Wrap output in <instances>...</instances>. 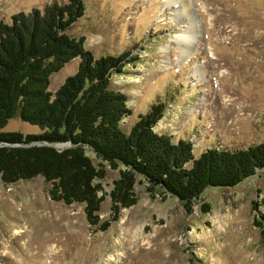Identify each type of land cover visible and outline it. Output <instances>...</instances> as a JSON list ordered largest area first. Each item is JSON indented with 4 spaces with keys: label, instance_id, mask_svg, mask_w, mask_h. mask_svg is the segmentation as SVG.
Listing matches in <instances>:
<instances>
[{
    "label": "rangeland",
    "instance_id": "obj_1",
    "mask_svg": "<svg viewBox=\"0 0 264 264\" xmlns=\"http://www.w3.org/2000/svg\"><path fill=\"white\" fill-rule=\"evenodd\" d=\"M66 1L0 0V22ZM83 1L85 14L68 35L84 36L95 58L125 51L138 58L110 80L132 110L124 130L163 102L155 132L191 142L194 157L264 143V0ZM188 35L184 54L179 37ZM78 64L76 58L51 75L48 90ZM2 131L40 133L17 118ZM117 178L106 168L95 182L105 195L100 223L110 222L104 232L87 223L83 205L51 201L41 177L0 180V264H264V170L232 189L205 192L190 213L137 183L136 204L110 221Z\"/></svg>",
    "mask_w": 264,
    "mask_h": 264
},
{
    "label": "trees",
    "instance_id": "obj_2",
    "mask_svg": "<svg viewBox=\"0 0 264 264\" xmlns=\"http://www.w3.org/2000/svg\"><path fill=\"white\" fill-rule=\"evenodd\" d=\"M83 0L52 2L17 12L0 22V180L5 185L41 177L53 202L83 205L87 223L104 232L100 205L105 195L95 183L106 168L118 171L108 196L110 221L136 204L134 187L176 199L186 213L211 190L232 189L264 170V143L246 149L209 148L193 154L189 141H172L154 128L166 103L152 104L127 130L132 115L125 94L110 86L113 75L138 58L125 51L95 58L85 37L68 35L85 14ZM78 58L76 72L53 93L51 75ZM35 126L39 134L3 132L10 119ZM209 210L207 205H202ZM264 219V217H261ZM262 228L263 223L255 221ZM264 233V232H263Z\"/></svg>",
    "mask_w": 264,
    "mask_h": 264
},
{
    "label": "bare ground",
    "instance_id": "obj_3",
    "mask_svg": "<svg viewBox=\"0 0 264 264\" xmlns=\"http://www.w3.org/2000/svg\"><path fill=\"white\" fill-rule=\"evenodd\" d=\"M173 1H175V0H165V2L166 3H169V4H172V3H174ZM180 39H181V41H183L182 42V48H181V50H182V52L185 54L186 53V49L188 48V46H189V44H190V42H191V38L189 37V35L188 36H186V37H184V36H181V37H179ZM114 258V257H113Z\"/></svg>",
    "mask_w": 264,
    "mask_h": 264
},
{
    "label": "water",
    "instance_id": "obj_4",
    "mask_svg": "<svg viewBox=\"0 0 264 264\" xmlns=\"http://www.w3.org/2000/svg\"><path fill=\"white\" fill-rule=\"evenodd\" d=\"M4 146L3 144H0V147Z\"/></svg>",
    "mask_w": 264,
    "mask_h": 264
}]
</instances>
